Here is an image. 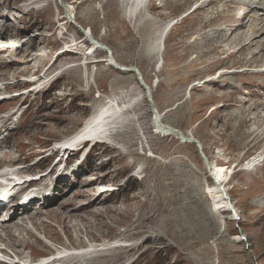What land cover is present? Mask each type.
<instances>
[{"label": "rangeland", "instance_id": "obj_1", "mask_svg": "<svg viewBox=\"0 0 264 264\" xmlns=\"http://www.w3.org/2000/svg\"><path fill=\"white\" fill-rule=\"evenodd\" d=\"M155 1L146 6L144 18L130 22L123 15V0H0V23L6 18L11 31L7 41H0L1 47H10L0 52L4 63H0V88L6 89L0 91V125L1 120L7 121L0 142L11 149L8 159L5 153L1 156L7 147L0 150V173L26 166V174L21 175L40 174L42 180L34 185L52 190L48 203L59 190L62 193L57 205L38 208L34 202L29 210L31 214L48 210L45 213L15 227L4 226L2 244L8 251L30 259L70 247H91L97 260L79 259L74 261L77 264H264V167L245 176L238 173L228 183L238 220L230 212L213 214V201L206 195L213 183L205 176L207 167L198 149L175 134L157 135L138 78L107 66L105 52L87 57L91 48L82 31L91 30V37L109 47L118 64L141 71L167 129L186 137L193 134L210 166L217 155L218 165L228 168L264 147L260 138L264 75L253 74L264 68V57H253L259 45L250 51L237 50L243 44L241 36L250 37L252 18L257 19L264 6L250 14L241 0H235L243 9L240 12L234 5L228 8L229 1H219L193 13L205 0H163L162 7ZM246 1L253 0H242ZM62 5L75 11L82 26L75 20L68 24ZM237 13H244L246 29L230 37L231 16ZM170 21L177 22L167 34L163 62L156 71L158 56L151 57L150 52ZM73 40L79 43L75 51L81 55L58 57ZM81 62L85 64L78 65ZM222 71L230 72L220 78ZM40 73L45 77L43 91L17 97L28 87L24 79ZM85 73L94 77L89 85ZM52 74L58 76L53 82ZM209 78L213 84L205 82ZM120 93L137 119L115 129L111 140L115 149L96 147L79 166L72 164L75 155L57 156L50 162L48 146L71 138L100 103ZM68 213L74 218L66 222L67 231L59 218ZM1 215L7 218L6 213ZM10 228L15 235L25 228L15 240L17 248L10 241L8 246ZM241 236L246 241H240ZM26 244L34 247L25 249Z\"/></svg>", "mask_w": 264, "mask_h": 264}, {"label": "bare ground", "instance_id": "obj_2", "mask_svg": "<svg viewBox=\"0 0 264 264\" xmlns=\"http://www.w3.org/2000/svg\"><path fill=\"white\" fill-rule=\"evenodd\" d=\"M219 1H221V2H223V1H229V3H228V8H232V5H234V6H236L235 4V0H210L209 2H207V0H205L204 2H202V4L200 5V7L199 8H197V9H195L194 11H193V13H196V12H200V10L202 11L203 9H206L207 7H209V5L213 2V3H215V2H219ZM241 3V5L246 9V11H248L250 14H252L251 13V10H257V11H260V9H261V7L262 6H264V0H261V1H259V0H253V1H250L249 3L246 1V3H244V2H242V0L240 1ZM147 3H148V0H123V6L124 7H122L123 8V15H124V17L125 18H127L128 16L130 17V22H132L133 21V19H139V18H144V14H145V9H146V6H147ZM33 5V4H32ZM254 5H258V7H256L255 8V6ZM65 6V5H64ZM70 6V5H69ZM163 6V0H162V2L159 4V6H157V7H162ZM68 7V6H67ZM237 8V11H239V10H241L240 8H238V6H236ZM94 9V8H93ZM33 10V9H32ZM243 10V9H242ZM264 10V9H263ZM263 10L261 9V13L260 12H257V15L258 14H260V15H258L257 16V19L256 18H252V19H249V21L250 20H252V25H251V27L248 29V33H249V35H250V37L248 36V35H243V36H241V38L239 39V41H241V42H243V44L241 45V47H239L237 50L240 52V51H250L253 47H256L257 45H259V52L257 53V55L256 54H253V57H255L256 58V56H258V57H260L261 59H262V57H264V38H263V35H264V12H263ZM29 11H31V10H29ZM68 14L69 15H71L72 17H74L73 18V21L75 20V23H77L78 25H80V23H79V21L77 20V18H76V15H75V11L73 10V9H71V8H69L68 7ZM245 11V10H244ZM32 12V11H31ZM240 12V11H239ZM256 12V11H255ZM244 14V13H243ZM243 14H239V13H237V14H235V15H233V16H231V17H234V21L233 22H230L231 24H230V37H231V35H233V34H243V30L244 29H246V25L247 24H245L244 23V21H243V19L245 18V16L243 15ZM253 14H255V13H253ZM63 16H64V13L62 14ZM127 16V17H126ZM160 16V15H159ZM248 17V16H247ZM65 18V17H64ZM64 18H63V20H64ZM67 18V17H66ZM65 18V19H66ZM249 18V17H248ZM1 19V18H0ZM12 19H14V18H12ZM68 20H70L69 18H67ZM147 19V18H146ZM246 19V18H245ZM2 20H4L3 22L4 23H0V41L1 40H4V38L5 37H7L8 36V34H11V31H9V28H10V26L8 27V26H6V24H7V22L6 21H8L6 18H4V19H2ZM67 21V20H66ZM155 21H157V18L156 19H152V20H150V22H155ZM236 22V23H235ZM64 23V22H63ZM74 23V22H73ZM178 24V23H177ZM214 24V22L213 21H210V25L209 26H211V25H213ZM175 25H176V23L174 22V21H170V22H168V23H166V24H164L163 25V29H162V31H160L161 32V37H160V39H158L159 40V42H158V45L156 46V47H154L153 49H152V51L150 52V56L152 57H154V56H158V61H159V63H157L158 65H161L162 64V62H163V53L165 52V44H166V37H167V34H170V32H171V30L173 29V27H175ZM198 25H200V24H198ZM249 25V24H248ZM80 26H82V25H80ZM150 26V25H149ZM156 26V25H155ZM203 26V25H202ZM199 27V26H198ZM200 27H201V25H200ZM159 28V27H158ZM86 30V31H85ZM83 29V31H84V34L85 35H87V36H92L93 37V35H92V31L90 30H87V29ZM203 30V29H202ZM158 31V30H157ZM247 31V30H246ZM210 32V31H209ZM242 32V33H241ZM211 33H212V31H211ZM155 34H158V33H155ZM218 34H226V31H224V30H218ZM202 35V34H201ZM87 36H86V38H87ZM224 36V35H223ZM245 36H248V39H245ZM230 37H228L227 39H226V41L228 40L229 41V39H231ZM85 38V39H86ZM237 39H238V37H237ZM75 40V39H74ZM87 41H88V39H86ZM94 40L95 41H97V43H99V44H101V45H103L102 44V42H100L98 39L96 40L95 38H94ZM225 40V39H224ZM5 41V40H4ZM74 43H76L75 41H73ZM133 43V42H132ZM0 44H2V42H0ZM76 44H79V43H76ZM17 45V44H16ZM254 45V46H253ZM103 46H105V45H103ZM253 46V47H252ZM14 47H15V44H14ZM96 46L94 45H91L90 46V50H89V52H87L86 53V56L87 57H95V54L97 53V52H105V54H107V52L106 51H104L103 49H101V48H98V47H96ZM76 48V47H75ZM110 49V48H109ZM0 51H1V49H0ZM12 51V50H11ZM111 51V55H112V57H113V59H114V62L117 64V65H119L118 64V62L115 60V57H114V54H113V52H112V50H110ZM71 53H76L77 55L78 54H80V52L78 53V52H76L75 50L72 52L71 51ZM236 53V52H235ZM263 53V54H262ZM81 55V54H80ZM228 55H231V54H228ZM64 57V56H66V53L65 54H62V55H59L58 57ZM39 57H41V56H39ZM229 57V56H228ZM1 60H0V63L1 64H4L3 63V59L2 58H0ZM34 60V59H33ZM32 60V61H33ZM31 61V62H32ZM110 60L108 59V57H107V55H106V57H105V59L103 60V62L104 63H106L107 64V66H109V67H112L109 63ZM264 62V61H263ZM263 62H261V63H263ZM258 64H259V62H257ZM1 64H0V66H1ZM12 64V63H11ZM85 64V63H84ZM27 65H28V61H27ZM157 65V66H158ZM120 66V65H119ZM122 66V68H125L126 69V71L125 72H123V71H120V72H122V73H125V74H130V75H133V76H136L135 74H133V73H130V72H127V69L128 68H130V67H132V66H124V65H121ZM3 68V67H2ZM86 68V67H85ZM113 68V67H112ZM115 69V68H114ZM138 69V68H137ZM2 70V69H1ZM0 70V72H3V71H1ZM7 71V70H6ZM118 71V70H117ZM140 71V70H139ZM157 71H159V70H157ZM248 71V70H247ZM228 72H230V71H222L221 72V74L218 76V77H220V78H225L226 76H224V75H227L228 74ZM243 72H245V70H243ZM11 73V72H10ZM140 73H141V71H140ZM242 74H244V73H242ZM254 74V76H260V75H264V72H258L257 74H255V72L253 73ZM10 75V74H9ZM141 75H142V73H141ZM89 75L87 74V73H85V77H86V80H87V85H89V84H91L92 82H93V80H94V77H92V76H90V77H88ZM7 77H9V76H7ZM142 77H143V75H142ZM1 78V77H0ZM219 78V79H220ZM40 79H42V77L40 78ZM127 79V78H126ZM218 79V80H219ZM129 81V80H128ZM143 81H144V83H145V80H144V77H143ZM118 82V81H117ZM124 82V81H123ZM210 82V84H213V79L212 80H210V81H208V82H206V83H209ZM212 82V83H211ZM139 84H140V82H139ZM146 84V83H145ZM141 85V84H140ZM147 85V84H146ZM148 86V85H147ZM140 87H142V86H140ZM149 88H150V90H151V94H152V98H153V89H152V87H150V86H148ZM143 89V88H142ZM2 90H5L6 91V89H2V88H0V91H2ZM145 92V91H144ZM30 96V95H29ZM137 99L135 98V101H136ZM126 102H127V104H126ZM131 102H133V104L135 103L133 100L131 101ZM153 102H154V99H153ZM132 105V104H131ZM154 105H155V113H157V116H158V118H159V120H160V123H162V121H161V118H162V113H160L159 111H158V109H157V107H156V104H155V102H154ZM132 107L133 106H130V104L128 103V101H126L125 99H124V96L120 93L118 96H115V95H111L110 97H108L107 99H106V101H104L103 103H100L97 107H96V109L93 111V114L91 115V117H89L87 120H86V122H85V124H84V126L82 127V129L81 130H79L76 134H74L72 137H71V140H69V142H71L73 145H76L77 143H79L80 141H83V140H85V141H87V140H89V141H91V142H97V141H111V140H113V136H112V131L113 130H115L116 128H117V126L118 125H124V124H126V123H130V121L132 120V119H134V117L136 116L135 115V113L133 114V112H132ZM152 113H153V116L155 117L156 116V114L152 111ZM136 119H137V117H135ZM259 118V117H258ZM153 120H154V123L156 124V121H155V118H153ZM255 121V120H254ZM1 122H2V124L4 125H6L7 124V121L5 120H1ZM153 122V121H152ZM252 122V121H251ZM163 125V124H162ZM120 127V126H119ZM163 127L164 128H166L164 125H163ZM30 128V127H29ZM28 128V129H29ZM156 129H157V135H165V136H169V135H176L177 137H178V134H176L175 132H172V134H170V133H163V132H161L160 130H158V128L156 127ZM167 129V128H166ZM169 130H175V129H169ZM116 133V132H115ZM117 135V134H116ZM191 135V134H190ZM188 136V137H192V138H194V135L192 134L191 136ZM257 136V135H256ZM186 139H188L187 141H185V142H188L189 141V138L188 137H186V136H184ZM179 138V137H178ZM260 138H264V133L260 136ZM117 139V138H116ZM115 140V139H114ZM200 142V141H199ZM190 142H188V144H189ZM200 144L202 145V143L200 142ZM111 145V144H110ZM109 145V148H111V149H114V145L113 146H110ZM7 147V149H6V151H3V152H1L2 154H1V156H2V158L4 157V153L6 154V159H8V155H9V153H11L10 151H11V149L8 147V145H6V146H4V145H2V143L0 142V150L1 149H3V148H6ZM202 149H203V152H204V154L206 155V153H205V151H204V148H203V145H202ZM0 161H1V158H0ZM211 162V161H210ZM214 162V161H213ZM11 163V162H10ZM41 163V161H39L37 164H40ZM205 164V163H204ZM212 166H211V169L210 170H207V168H205V176H208L209 177V179H210V181H212V185L211 186H209L208 187V192L206 193V195H208V196H210V198L212 199V203H213V206L211 207V212L214 214V212L216 213H221V214H224L225 212H227V211H224V212H221L222 211V209H225L226 207L229 209V203H228V201L223 197V194H222V192L220 191V187H223V189H224V191H225V194H226V196L230 199V202H231V205L233 206V208H234V205H233V203H232V199H231V196L229 195V189H228V187H229V182H230V180H231V178H230V180L228 181V176H229V170H230V168H224V167H222V166H220V165H214V163L213 164H211ZM35 166V165H34ZM57 167V165H55V166H53L52 167V169H50V171H48L47 173H46V176H49L51 173H52V171L55 169ZM259 167H264V165L262 166H259ZM258 166H256L255 168H253V170L254 171H250L249 173H245L243 176H245V175H248V174H252V173H257L256 172V170L259 168ZM34 168V167H33ZM22 170L20 171H15L14 173H13V175H21V174H26V173H23L24 171H23V169H25L24 167H22L21 168ZM240 171H244V170H240ZM210 172L212 173V174H210ZM204 173V172H203ZM238 174V173H237ZM4 177H8L9 175H7V174H4L3 175ZM44 176V175H43ZM234 177V176H233ZM40 180H42V178H40ZM208 181V180H207ZM228 181V182H227ZM17 185H15V187H16ZM62 195V193H60V190H59V192H58V194L56 195V197L52 200V202H50V203H48L47 201L45 202V203H43V204H41V207L40 208H43V206H45L44 208H46V207H52L53 205H57L58 204V197L59 196H61ZM76 197H81V196H77L76 195ZM210 199V200H211ZM96 202V201H95ZM94 202V203H95ZM31 203L32 202H29L28 203V206H25V207H22V206H18V204L16 205V206H14V207H12V208H10V210L9 211H6V214H7V219L3 222V223H1L0 224V240H1V242H3L4 241V239L2 238V232H3V228H4V226H12V227H15L16 226V224H19V223H21V222H23V221H26L30 216H33L34 214H42V213H45L46 211H48V210H45V212H43L42 210H40L39 212H36V213H32L31 214V212L29 211V210H31L32 209V206H30L31 205ZM93 203V204H94ZM67 203H65V204H61V205H59V206H56L57 208L58 207H61V206H67L66 205ZM96 204V203H95ZM87 206V204H84V205H82L81 206V208L82 207H84V206ZM206 212V211H205ZM3 213V212H2ZM58 214V213H57ZM72 214V213H71ZM65 215V217L64 218H59L60 219V222H61V224L62 225H64V227L66 228V230L68 231V226H66V222L68 221V220H71V219H73L74 217L72 216V215H70L69 213L68 214H64ZM80 216V215H79ZM35 219V218H34ZM29 220H31V219H29ZM206 221V220H205ZM210 221V220H209ZM72 223V222H71ZM70 223V224H71ZM14 229V228H13ZM24 229L25 228H22L16 235L13 233V232H11V230H12V228H10L9 229V232H8V240H7V242H8V246L9 247H11L10 246V244H9V241L11 242V243H14V245H15V248H17L18 247V241L16 242L15 240L19 237V235H20V233L22 232V231H24ZM23 233V232H22ZM46 233V232H45ZM30 234V237H32V238H34L35 236H34V234L33 233H29ZM21 236V235H20ZM6 237V234H5V232H4V238ZM21 240V239H20ZM22 241V240H21ZM36 241H38L39 242V240H36ZM235 241V240H234ZM236 241H237V239H236ZM239 241V240H238ZM40 243V242H39ZM37 244L38 243H36V246H37ZM31 245L32 244H26L25 246H24V248L25 249H27L26 247H28V249H31ZM40 244H38V246H39ZM32 247H34L33 245H32ZM116 248H118V247H116ZM32 250V249H31ZM109 250H111V249H109ZM15 253V252H14ZM18 253V254H17ZM17 253H15L16 255H18V256H23V254L21 253V252H18L17 251ZM37 255V254H36ZM96 256V255H95ZM79 259H84V260H87V259H89L90 260V262H93V261H95V260H97V258H95V257H93V256H91V257H86V256H84V257H80V256H69L66 260H64V261H62L63 263H68V264H77L76 262H74L75 260H79Z\"/></svg>", "mask_w": 264, "mask_h": 264}, {"label": "water", "instance_id": "obj_3", "mask_svg": "<svg viewBox=\"0 0 264 264\" xmlns=\"http://www.w3.org/2000/svg\"><path fill=\"white\" fill-rule=\"evenodd\" d=\"M59 1H60V0H59ZM62 7L64 8V15H65L67 18H69V19L73 22V17H72L71 15L68 14V11H67V10H68V7H67L66 5H65V6L62 5ZM81 30H82V29H81ZM82 31H83V30H82ZM87 35H88V34H87ZM87 35H86V36H87ZM87 38H88V40H89V42H90L91 45H93V46L95 45L96 47L101 48V49H103L104 51L107 52V57H108V59L110 60V61H109V62H110L109 64H110L113 68H115V69L118 70V71H123V72L126 71V69H125V68H122V66H121L120 64H119V65H120V66H119V65H117V64L114 62V59H113V57H112V55H111V51H110V49H109L108 47L103 46V45L97 43V41H95L91 36H87ZM96 47H95V48H96ZM127 72H130V73H133V74L136 75V77L138 78V81L140 82L141 86H142V87L144 88V90H145L146 100H147L148 103H149L150 110H151V112L153 111V112L155 113V112H156V111H155V105H154V102H153V98H152L151 90H150V88L144 83V81H143V77H142L140 71H139L136 67H130V68L127 69ZM155 114H156V116H155L154 118H155V121H156V127L158 128V130H160V131L163 132V133H170V134H172V132H175L176 134H178L179 140L182 141V142H185V141L188 140V139H186V138L184 137V133H183V132H181V131H179V130H169V129L164 128L163 125H162V123H160V120H159V118H158V116H157V113H155ZM190 136H191V135H190ZM188 138H189V141H188V142H190L192 145H195L196 148L198 149L199 154H200L201 158L203 159V161H204V163H205V165H206V167H207V170H210V169H211L210 163H209V161H208L206 155H205L204 152H203L202 145L200 144L199 140H198L197 138H192V137H188ZM210 174H212V173L210 172ZM220 191L222 192L223 197L228 201L229 206H230V199L226 196L223 187H220Z\"/></svg>", "mask_w": 264, "mask_h": 264}]
</instances>
